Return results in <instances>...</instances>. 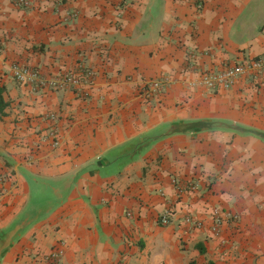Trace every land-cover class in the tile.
<instances>
[{
	"label": "crops",
	"instance_id": "obj_1",
	"mask_svg": "<svg viewBox=\"0 0 264 264\" xmlns=\"http://www.w3.org/2000/svg\"><path fill=\"white\" fill-rule=\"evenodd\" d=\"M29 1L0 0V264L58 247V264H264V138L248 130L264 133V78L190 84L264 56V0ZM22 65L94 79L55 90L18 79ZM215 207L238 215L217 236Z\"/></svg>",
	"mask_w": 264,
	"mask_h": 264
},
{
	"label": "built area",
	"instance_id": "obj_2",
	"mask_svg": "<svg viewBox=\"0 0 264 264\" xmlns=\"http://www.w3.org/2000/svg\"><path fill=\"white\" fill-rule=\"evenodd\" d=\"M17 5L26 7L30 5L29 0H17ZM205 0H197L198 8L204 6ZM15 75L20 80L36 79L41 87H50L55 90H65L68 88H78L84 84L91 83L94 79V73L83 66L77 69H71L65 72L55 74L49 79L41 78L38 71L32 69L29 65L15 66ZM243 77H249L250 79L264 78V56L251 58L245 61L229 65L221 70L216 71H201L199 75L190 82L192 86L202 85L206 89L216 91L222 88H228L235 85V83ZM167 79L157 78L150 79L142 86L141 94L146 99H151L160 95L165 89ZM59 143L58 133L53 131V145L57 146ZM177 190L180 193L187 191H195L197 185L193 182L182 183L175 180ZM213 224L211 232L214 236H217L221 232L223 223L228 219L233 221L238 219V215L232 213H226L219 207H215L212 212ZM173 220V212L171 208H167L159 216V222L167 225ZM187 225L192 229H200L204 227L202 220L196 218L193 214L188 213L184 217ZM61 249L54 248L50 253L45 256L47 264H58L61 258Z\"/></svg>",
	"mask_w": 264,
	"mask_h": 264
},
{
	"label": "trees",
	"instance_id": "obj_3",
	"mask_svg": "<svg viewBox=\"0 0 264 264\" xmlns=\"http://www.w3.org/2000/svg\"><path fill=\"white\" fill-rule=\"evenodd\" d=\"M6 86L0 81V118H3L7 113V107L10 105V101L5 97ZM264 138V133L252 129H248ZM189 264H196L195 261H191Z\"/></svg>",
	"mask_w": 264,
	"mask_h": 264
}]
</instances>
